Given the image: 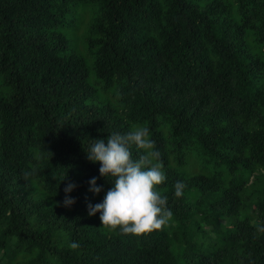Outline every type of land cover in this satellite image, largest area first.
Returning a JSON list of instances; mask_svg holds the SVG:
<instances>
[{
  "label": "trees",
  "instance_id": "1",
  "mask_svg": "<svg viewBox=\"0 0 264 264\" xmlns=\"http://www.w3.org/2000/svg\"><path fill=\"white\" fill-rule=\"evenodd\" d=\"M137 126L173 212L141 236L88 215L113 178L85 151ZM256 225L264 0H0V264H264Z\"/></svg>",
  "mask_w": 264,
  "mask_h": 264
},
{
  "label": "clouds",
  "instance_id": "2",
  "mask_svg": "<svg viewBox=\"0 0 264 264\" xmlns=\"http://www.w3.org/2000/svg\"><path fill=\"white\" fill-rule=\"evenodd\" d=\"M133 146L139 150L136 158L131 150ZM85 151L89 161L100 163L101 177L113 178L112 187L106 192L102 202L88 205L89 216L100 213L99 219L103 227L113 231L119 229L122 234L134 236L160 231L170 225L173 212L168 207V197L158 191V186L166 181L164 165L161 154L156 149V142L150 139L148 127L137 126L123 134L110 133L106 143L103 139L91 140ZM34 175L35 169L22 173L26 182ZM90 184V191L95 194L102 191V187L96 186V178H92ZM75 187V184L69 183L65 192L69 193ZM185 187L183 182H176V198L183 196ZM63 203L65 207H69L75 200L66 195ZM258 234H264V225L255 226L254 236ZM70 247L77 249L80 245L73 242Z\"/></svg>",
  "mask_w": 264,
  "mask_h": 264
},
{
  "label": "rangeland",
  "instance_id": "3",
  "mask_svg": "<svg viewBox=\"0 0 264 264\" xmlns=\"http://www.w3.org/2000/svg\"><path fill=\"white\" fill-rule=\"evenodd\" d=\"M93 77H91V79H92ZM194 169L196 168L195 166L193 167Z\"/></svg>",
  "mask_w": 264,
  "mask_h": 264
}]
</instances>
